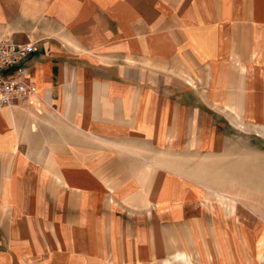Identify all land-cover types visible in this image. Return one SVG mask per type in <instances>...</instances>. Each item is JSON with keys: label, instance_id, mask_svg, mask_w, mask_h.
Listing matches in <instances>:
<instances>
[{"label": "crops", "instance_id": "crops-1", "mask_svg": "<svg viewBox=\"0 0 264 264\" xmlns=\"http://www.w3.org/2000/svg\"><path fill=\"white\" fill-rule=\"evenodd\" d=\"M0 37L37 47L0 107V264H165L140 222L174 180L139 158L210 152L212 109L264 123V0H0ZM217 232L220 264L264 249Z\"/></svg>", "mask_w": 264, "mask_h": 264}, {"label": "rangeland", "instance_id": "rangeland-1", "mask_svg": "<svg viewBox=\"0 0 264 264\" xmlns=\"http://www.w3.org/2000/svg\"><path fill=\"white\" fill-rule=\"evenodd\" d=\"M211 111L212 153L189 147L186 137L179 154H162L177 152L167 147L139 158L174 180V190L165 188L162 194L165 200L173 194L172 201L150 205L140 222L145 231H163L165 264H186L172 258L179 251L190 253V264H220L215 231H227L228 237L241 231L244 242L253 240V231H264V123L255 122L250 109H225L224 115ZM202 122L203 117L200 127ZM222 150L227 156L220 160ZM127 206L132 210L141 204ZM229 254L243 256V264H256V257L264 264V249L257 255L254 251Z\"/></svg>", "mask_w": 264, "mask_h": 264}, {"label": "built area", "instance_id": "built-area-1", "mask_svg": "<svg viewBox=\"0 0 264 264\" xmlns=\"http://www.w3.org/2000/svg\"><path fill=\"white\" fill-rule=\"evenodd\" d=\"M37 51L33 42H18L11 37H0V107L26 101L37 93L26 60Z\"/></svg>", "mask_w": 264, "mask_h": 264}]
</instances>
